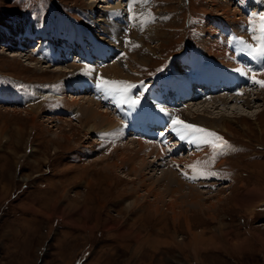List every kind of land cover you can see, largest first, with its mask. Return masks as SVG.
<instances>
[{
  "label": "rangeland",
  "instance_id": "rangeland-1",
  "mask_svg": "<svg viewBox=\"0 0 264 264\" xmlns=\"http://www.w3.org/2000/svg\"><path fill=\"white\" fill-rule=\"evenodd\" d=\"M116 1L0 0V264H264V87L251 79L255 71L264 81V57L240 43L255 46L264 0ZM116 4L119 20L103 25L120 35L89 34V16ZM45 35L42 53L61 48L79 78L10 58L21 39L26 46L14 50L37 63L29 52ZM119 62L124 77L113 73ZM100 78L135 85L129 95L139 103L106 96ZM210 84L216 95L197 91L196 107L218 119L182 116L196 104L183 101L185 87ZM73 85L79 92L69 93ZM226 89L240 101L230 103L233 112L208 103ZM64 97L102 104L119 127L98 131L89 121L96 131L88 134L79 106ZM165 116L167 132L158 125ZM173 118L216 133L227 147L214 152L195 135L175 145ZM219 121L225 130L213 128ZM241 198L251 207L239 206Z\"/></svg>",
  "mask_w": 264,
  "mask_h": 264
},
{
  "label": "bare ground",
  "instance_id": "bare-ground-1",
  "mask_svg": "<svg viewBox=\"0 0 264 264\" xmlns=\"http://www.w3.org/2000/svg\"><path fill=\"white\" fill-rule=\"evenodd\" d=\"M115 0H111V2H114ZM118 1V0H117ZM116 1V2H117ZM96 2V1H95ZM136 2H138V0L136 1ZM133 3H135V1L133 2ZM101 9V11H103L104 10V12L103 13H101L102 15H101V17L99 18V19H97V20H94V16H89V18L91 19V22H92V24L95 26L94 28H92V29H90L89 30V34H92L93 35V32H97V33H99V34H103V35H105V34H107L108 35V33H110V34H115V35H120L119 34V31L118 30H113L114 32H112V29H110L109 31L108 30H106V28H104V25H107V26H110L111 24H113L114 22H116V21H118L119 19L117 18V16L114 14V13H116V12H112V10H114V11H119V6H118V4H116V5H112V6H107V7H103V5H102V7L100 8V7H98L96 10H100ZM109 10V11H108ZM141 11H142V8H141V6L139 7L138 6V10H136V12H137V14H141ZM93 13V12H92ZM120 13V12H119ZM118 14V13H117ZM137 14H135V17H137L136 15ZM120 16V15H119ZM109 19V20H108ZM104 24V25H103ZM101 25V26H100ZM96 27H98V28H100L99 30H95L96 29ZM75 31L74 32H77L79 29H74ZM57 32V31H56ZM81 31H79V33H80ZM136 32V31H135ZM138 32V31H137ZM53 33H54V30H53ZM77 34V33H76ZM132 37L133 38H135V40H139L140 41V39L138 38V36H137V34H133L132 35ZM50 37L49 36H47V35H45V37L44 38H42L41 39V41H40V44H41V46H40V48L39 49H34L33 51H31V52H29V53H32V54H34V56L36 57V56H38L39 57V59L37 60V63L36 62H32L29 58H28V56H25L23 53H25V50H23V51H21L20 49H22V47L23 46H26V45H23V42L24 41H22L21 39H20V43L17 45V44H11V47H12V55L10 56V58H12L13 60H15L16 58H18L17 56H19L20 58L22 57V59H25L24 61L27 63V65L28 66H31L32 68H34V69H37V70H40V71H42V72H46L47 70H49V69H52V68H55V70H50V71H54V72H56V73H70V74H73V75H75V77H77V78H79L80 76H79V74H82L80 71H79V69L80 68H78V67H76V66H74V64H72V65H65V64H68V61H65L66 60V56H65V54H64V52H62V49L61 48H59V47H57V49H55V51H54V53L53 54H51V55H47V54H43L42 53V48H43V46H44V44H45V42H46V40H48ZM252 39V38H251ZM50 40V39H49ZM60 40V39H59ZM133 41H134V39H133ZM30 42V41H29ZM35 42H37L36 44H38L39 43V41H35ZM71 43H72V41H71ZM81 43H83L82 42V40H81ZM132 44V43H131ZM134 44V43H133ZM14 47H20V49H18V50H14ZM84 47H85V45H84ZM88 48V47H87ZM111 48H113V47H111ZM225 49L224 48H220L219 49V51H217V53H216V55H217V57L219 56V57H223V56H225ZM230 51V50H229ZM19 52H21V53H19ZM27 52V51H26ZM86 52V51H85ZM27 54V53H26ZM89 54V53H88ZM103 51H100L99 53H98V56L100 57L99 59H102L103 57ZM222 54V55H221ZM134 56V55H133ZM54 60H58V62H57V64H52L51 63V61H54ZM233 60V59H232ZM142 62V61H141ZM142 63H144V64H146V60H143V62ZM227 63V62H226ZM40 64V66H37V65H39ZM45 64V65H44ZM61 64H64V65H61ZM59 65L61 66V67H59ZM237 65V64H236ZM44 66V67H43ZM41 69H40V68ZM123 67H124V64L122 63V62H119V63H117V65L116 66H114V72L113 73H115V75L116 76H120V77H124L123 76V73H122V71L124 70L123 69ZM236 67V66H235ZM42 69H46V70H42ZM60 74H58V76H59ZM115 77V76H114ZM128 77V76H127ZM210 81H214V80H210ZM228 81H229V79L228 80H226V82L228 83ZM215 82V81H214ZM214 82H212L214 85H216L217 86V84H216V82L214 83ZM180 86L181 87H184V85L183 84H180ZM215 87V86H214ZM218 87H220V85L219 86H217V89L219 90V88ZM204 88V87H203ZM229 88V87H228ZM72 89V90H71ZM79 89H80V87H78L77 85H73L71 88H70V92L69 93H76V91L78 90V92H79ZM230 89V88H229ZM229 89H226V91H227V93L229 92ZM207 90V93H212L213 92V90L214 89H212V86L210 85V86H208V89H206ZM198 91L200 92V91H202V88H198ZM81 92V91H80ZM198 92V93H199ZM194 94H197V91L195 92V93H193L191 96H190V98H188V99H186V98H184V101H188V103L189 102H193L192 100H194V103H196L197 101H199V100H202L201 98H199V97H196V95L194 96ZM246 93H243V95H241V96H243L244 98H246L247 96H249V95H245ZM49 96H53V97H55V94L54 93H50V94H48ZM187 95V94H186ZM202 95H204V94H199V96H201L202 97ZM224 95H227V94H224ZM184 96V95H183ZM240 96V97H241ZM253 96H255V94H253ZM222 97H223V99H222ZM221 98H220V96H218L217 98H212L211 100H209V102L208 103H212V105H211V107H213V109H214V106L216 105V104H219V105H224L225 107H226V111H235L236 110V108H230V103H234V101L237 103V102H240V101H237V100H234V98H233V96L230 94V92H229V94H228V96H222ZM18 98V97H17ZM59 99H61V97H58ZM65 98V97H64ZM70 98H73V96L71 95V97ZM77 98V97H76ZM252 98V97H251ZM250 97H249V99H251ZM66 99V98H65ZM238 99V98H237ZM255 99V97L253 98V99H251V100H248L247 102H246V100H242L241 102H245V103H247V104H250L253 100ZM72 102H75V104L76 105H78L79 106V109H78V116H79V118L81 119V118H84V120H85V125L86 126H88L87 124H89L91 121H97L99 124H98V128H97V130L99 131V130H102V131H104V132H108V129L110 130V128H112V130H114V129H116V128H118L119 127V125H117V127L115 128V126H116V124H115V122L114 121H112L111 120V117L109 116V114H108V109L106 110L105 108H103V106H101L102 104H100V103H95L94 105L96 106V107H94L93 105L92 106H85V103L82 101H79V100H74V101H69V99L67 98L66 100H65V103H64V105H66V106H71L70 104L72 103ZM207 102V101H206ZM89 104H91V103H93V101H91V103L90 102H88ZM196 105H199L201 108H203V105H202V102L201 103H196L195 105H193V106H191V108H189V109H186L187 110V112H182V111H180V112H182L181 114H182V116H187V117H191V118H193V119H195V118H197V119H204L205 117H207V118H210V119H212V120H215V119H218V117L216 118V117H213V116H205V113H207L208 112V114H212V112H210L207 108H205L203 111H205V113H199V111H200V107H196ZM218 106H216V108L215 109H218L217 108ZM224 108V107H223ZM259 108V107H258ZM98 109H99V111H98ZM195 109V110H194ZM160 110V109H159ZM164 111H166V110H164ZM196 111L198 112V113H196ZM202 111V110H201ZM167 112V111H166ZM179 112V113H180ZM223 112V111H222ZM231 112V113H232ZM263 111L262 110H259L255 115H256V117H258V113H262ZM25 113L27 114V115H29L31 118H33V128L34 129H36V130H38V123L39 122H37L36 121V114L34 113V111H33V109H29V110H27V111H25ZM148 116H150V115H148ZM153 116H154V114H153ZM229 115L227 114H221L220 115V118L222 119V123H223V121H225L224 120V118H226V117H228ZM152 119V118H151ZM184 119V118H183ZM78 121H80V120H78ZM90 121V122H89ZM154 121V120H153ZM212 122V126H213V128L214 129H216V130H225V127L223 126V124L221 123V122ZM68 122H70V123H72L71 122V120H69L68 119ZM195 123V122H194ZM68 124V123H67ZM70 126V125H69ZM95 127L96 126H94V125H91L90 124V126H88V129H87V133L88 134H92V133H94L96 130H95ZM114 127V128H113ZM123 128V127H122ZM170 128V127H169ZM57 129H61L60 127H58ZM165 130V132H167V130L168 129H163V131ZM61 135V134H60ZM57 137H62V138H64V139H66L67 137H65L64 135H61V136H57ZM162 137V136H161ZM160 137V138H161ZM173 140H176V142H177V144H175V145H177V146H180L182 143H180L181 142V140L182 139H176V138H172ZM167 140V139H166ZM175 142V141H174ZM166 143L167 144H170V140L169 141H166ZM149 146V145H148ZM150 148L149 149H152V147L151 146H149ZM152 151H154V150H152ZM161 151V150H160ZM187 156V155H186ZM191 156V155H190ZM125 157H126V155H125ZM180 157V156H179ZM184 158V157H183ZM192 158V157H191ZM125 159V158H124ZM189 160H190V158H189ZM153 162H156V160H152ZM159 161V160H158ZM181 161H184V160H181ZM188 163V162H187ZM181 164H183V163H181ZM186 164V163H185ZM198 167V166H197ZM199 169V168H198ZM175 179H177V178H175Z\"/></svg>",
  "mask_w": 264,
  "mask_h": 264
},
{
  "label": "snow or ice",
  "instance_id": "snow-or-ice-1",
  "mask_svg": "<svg viewBox=\"0 0 264 264\" xmlns=\"http://www.w3.org/2000/svg\"><path fill=\"white\" fill-rule=\"evenodd\" d=\"M136 18L137 17L135 16L133 17V19H136ZM259 32H260L259 36L255 34L253 35V40L256 41L255 46H253V44L246 43L243 40L240 41V43L244 45L245 49L247 50L250 56L264 57V17H261V23L259 25ZM136 47H138V45H136ZM236 71L241 72V69H236ZM262 74H264V70H262ZM255 76H256V72L253 71L252 76H251L253 83L258 84L261 87H264V81L255 79ZM135 87L136 86L131 83L122 82V81H109L103 78H100L97 82V88L99 89V91H101L106 96L111 95L114 98L119 97L118 103H127L129 107H135L136 104L139 103L138 96L136 98H132L129 95V91ZM161 111H164V109H161ZM172 123L174 127L179 126L177 127V131L179 132L181 139H185L186 136L195 135L200 142L211 146L214 152L218 148L227 147V142L224 141L222 137H220L214 132L197 127L195 125L185 124L183 121L177 120L175 118L172 119ZM214 159H215V155L213 156V160ZM192 167L195 169L196 166L194 165ZM198 174L206 175V173L204 172H200ZM185 178L194 179L195 176L188 177L187 175H185Z\"/></svg>",
  "mask_w": 264,
  "mask_h": 264
},
{
  "label": "crops",
  "instance_id": "crops-1",
  "mask_svg": "<svg viewBox=\"0 0 264 264\" xmlns=\"http://www.w3.org/2000/svg\"><path fill=\"white\" fill-rule=\"evenodd\" d=\"M244 199L243 198H241V199H239V201H238V203H239V206H241V205H243V204H247V207H251V201L250 202H248V201H243ZM252 209H250V211H251Z\"/></svg>",
  "mask_w": 264,
  "mask_h": 264
}]
</instances>
